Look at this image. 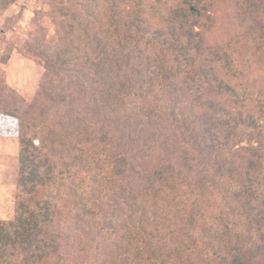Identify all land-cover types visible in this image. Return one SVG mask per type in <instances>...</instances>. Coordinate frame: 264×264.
Here are the masks:
<instances>
[{
	"label": "trees",
	"instance_id": "16d2710c",
	"mask_svg": "<svg viewBox=\"0 0 264 264\" xmlns=\"http://www.w3.org/2000/svg\"><path fill=\"white\" fill-rule=\"evenodd\" d=\"M45 2L0 264H70L72 233L88 264H264V0Z\"/></svg>",
	"mask_w": 264,
	"mask_h": 264
},
{
	"label": "rangeland",
	"instance_id": "374dc122",
	"mask_svg": "<svg viewBox=\"0 0 264 264\" xmlns=\"http://www.w3.org/2000/svg\"><path fill=\"white\" fill-rule=\"evenodd\" d=\"M50 9L45 0H20L0 13V219H10L15 214L19 177V121L8 112L14 105L28 106L38 94L44 67L29 45L40 42L53 49L57 43L58 27L50 17ZM242 29L235 19L228 35H241ZM257 33L260 36V30ZM240 56L238 47L233 46L232 58ZM218 70L220 78L232 86H240L241 73L233 63L232 68L221 67ZM244 71L246 74L255 73L247 65ZM240 145L247 143L242 141ZM72 236L67 241L69 263L88 264L89 257L81 251L87 241L77 233H72Z\"/></svg>",
	"mask_w": 264,
	"mask_h": 264
}]
</instances>
